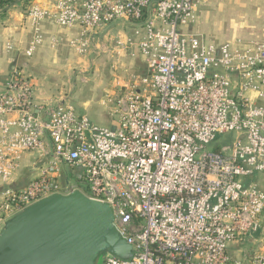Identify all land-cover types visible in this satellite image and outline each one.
Returning <instances> with one entry per match:
<instances>
[{"label":"built area","instance_id":"obj_1","mask_svg":"<svg viewBox=\"0 0 264 264\" xmlns=\"http://www.w3.org/2000/svg\"><path fill=\"white\" fill-rule=\"evenodd\" d=\"M206 1L32 6L25 56L44 43L45 20L77 29L69 45L79 54L108 50L99 32L125 21L131 32L111 38V51L139 56L145 70L117 80L111 127L66 99L37 105L26 65L14 66L0 90V229L35 202L80 190L112 208L132 246L128 259L107 251L103 264H264V40L218 42L188 31ZM220 134L232 141L208 150ZM28 153L38 155L40 172L14 189L8 184ZM235 242L251 248L234 256Z\"/></svg>","mask_w":264,"mask_h":264},{"label":"water","instance_id":"obj_2","mask_svg":"<svg viewBox=\"0 0 264 264\" xmlns=\"http://www.w3.org/2000/svg\"><path fill=\"white\" fill-rule=\"evenodd\" d=\"M112 208L80 190L54 194L0 229V264H97L103 251L128 259L132 246L113 225Z\"/></svg>","mask_w":264,"mask_h":264},{"label":"crops","instance_id":"obj_3","mask_svg":"<svg viewBox=\"0 0 264 264\" xmlns=\"http://www.w3.org/2000/svg\"><path fill=\"white\" fill-rule=\"evenodd\" d=\"M55 1L56 0H47L46 2H43V4H35L51 7L52 3ZM200 7L201 4H199L197 8L196 21L187 27L188 31L203 33L214 38L218 42L231 40L233 38H242L244 40H264L243 38L240 36H232L230 38L218 37L219 34H213L214 32H211V30H209V28H207L205 25V19H202V17H204L202 13L203 11ZM21 15L23 14L18 13L14 15L13 23L11 24L10 28H0V90L14 66L20 65L21 62H24L22 64H25L26 67L30 65L29 67L33 68L36 76L34 78L36 81L34 102L37 105H41L44 102L56 103L60 100H63V97L57 95V89L61 88L62 82L66 75V54H68V51L71 52V54H79L74 50L73 47L69 45L70 39L77 35V29L62 27L47 20L43 21L41 27L44 33L45 41L42 45L37 47L31 57H27L25 56V50L28 48L31 40L33 39V26L29 22L25 25L24 20H22L23 16ZM130 23L131 22L118 21L102 29L99 32L101 42L103 45L105 44V46L102 47H107L108 50L98 49L95 53H106L108 57H118L111 51V38L118 34L124 35L130 33L132 29V24ZM53 38H58V40L61 39V41L53 45ZM7 43L12 45V49L8 48ZM121 53V57H118L120 60V66L124 67L126 72H129L130 75L133 73H142L145 70L144 62L139 56L136 58H131L130 56L126 55L125 52ZM95 70L98 72V74H101V64H97ZM42 76H44L45 79H43ZM95 92H97V96H95L96 99L94 102L80 105L76 102H70L73 103L80 113L88 115V113L91 111V117L89 115L88 116L96 123L114 127L116 118L110 112L111 105H108V98L114 94L115 89L109 90L108 86L104 84L103 81H99L95 86ZM106 92L109 94L107 95L108 97L105 98ZM59 93L61 92L59 91ZM41 164L42 163L40 162L37 154H26L20 169L17 171L15 177L11 182H9L8 185L14 189H20L24 187L29 180L39 174ZM66 178L67 177L64 174L62 176V180L64 181ZM4 187L5 185L0 181V193ZM242 247H244L242 243H233L231 246L232 254L234 256H238Z\"/></svg>","mask_w":264,"mask_h":264},{"label":"rangeland","instance_id":"obj_4","mask_svg":"<svg viewBox=\"0 0 264 264\" xmlns=\"http://www.w3.org/2000/svg\"><path fill=\"white\" fill-rule=\"evenodd\" d=\"M47 0H13V4L3 11L0 8V28H10L13 23L14 15L22 13V20L25 25L31 20L29 12L35 3L43 4ZM45 7V6H44ZM203 11L202 19H205V25L213 34H219L220 38H230L240 36L243 38L264 39V0H207L201 3ZM15 13V14H14ZM21 20V21H22ZM32 25V23H31ZM45 29V28H44ZM44 35V33H43ZM8 44V43H7ZM65 60L66 75L61 88L57 89V95L80 104L94 102L97 96L95 86L99 81H103L109 90L116 89V82L119 77L128 79L131 77L125 68L117 65L115 67L114 56L108 57L106 53L88 52L86 54H71L68 51ZM24 62H21V64ZM97 64H101V74L95 70ZM25 67V71L34 78L33 68ZM47 75V72H46ZM45 79L44 76H42ZM47 79V77H46ZM35 88L36 81L34 80ZM59 91L61 93H59ZM109 93L106 92V97ZM91 111L88 113L90 116ZM91 117V116H90ZM92 119V118H91ZM231 134H220L217 140L208 146V150H216L217 147L225 143H230ZM67 171H80L65 166ZM77 172L70 173L69 178L72 184L77 183ZM87 192L86 186H82ZM257 236V234L255 235ZM244 248H251V245L244 243ZM107 251H103L97 258V264H103Z\"/></svg>","mask_w":264,"mask_h":264},{"label":"trees","instance_id":"obj_5","mask_svg":"<svg viewBox=\"0 0 264 264\" xmlns=\"http://www.w3.org/2000/svg\"><path fill=\"white\" fill-rule=\"evenodd\" d=\"M12 4L13 0H0V8H2L3 11L7 10Z\"/></svg>","mask_w":264,"mask_h":264}]
</instances>
